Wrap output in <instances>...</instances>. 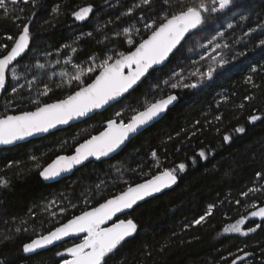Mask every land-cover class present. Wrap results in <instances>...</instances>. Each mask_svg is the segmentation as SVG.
<instances>
[{
    "label": "trees",
    "instance_id": "16d2710c",
    "mask_svg": "<svg viewBox=\"0 0 264 264\" xmlns=\"http://www.w3.org/2000/svg\"><path fill=\"white\" fill-rule=\"evenodd\" d=\"M107 1L37 0L34 5L29 0L9 3L8 11L0 10V45L9 49L12 41L7 37L17 38L22 26L32 21L31 48L17 68L22 75L19 81L10 76L8 80L19 90L12 93L11 87L6 88L0 117L36 109L37 99L43 104L66 98L78 89L75 81L67 83L77 74L75 65L85 70L95 67L94 77L103 59L115 60L119 53L132 51L151 33L145 25L163 23L165 15L170 17L180 7L177 0H152L150 5L142 0ZM193 2L200 0H184L185 4ZM205 2L219 7L211 0ZM89 5L93 7L89 17L76 20L73 12ZM57 7L59 12L54 11ZM204 17V24L187 37L168 63L151 71L119 103L65 129L0 149V179L9 182L0 187V264L63 263L68 259L66 249L82 239L34 255H27L24 245L165 168L177 169V186L120 217L133 219L138 232L110 255L108 264H232L234 260L236 264H264V220L250 215L264 207V45L260 43L264 31L257 28L264 22V0H233L228 9L204 13ZM89 32L91 36L86 35ZM65 44L77 52L64 49ZM217 44L222 47L216 48ZM6 51L0 49V58ZM217 55L220 60L214 62ZM69 57L71 63H65ZM37 63L44 68L35 67ZM209 66L216 68L212 79L200 81L191 75L204 73ZM84 80L91 82L88 75ZM164 80L169 84H163ZM181 80L199 82L198 87L170 88ZM28 81L34 83L29 86ZM46 85L48 94L39 95ZM169 93L178 95L177 104L116 156L90 162L53 183L43 180L40 172L45 166L59 155L72 154L81 142L101 132L109 119L119 120L117 111L128 122L133 110H143L145 100ZM252 115L261 119L252 122ZM239 127L245 132H236ZM225 135L231 140L226 142ZM201 150L206 159L200 157ZM181 163L186 165L182 172L178 170ZM252 188L260 190L250 192ZM209 206H214L212 214L196 225L194 221ZM241 218H247L244 230L256 224L260 227L248 235L221 233Z\"/></svg>",
    "mask_w": 264,
    "mask_h": 264
},
{
    "label": "snow or ice",
    "instance_id": "6c2138e0",
    "mask_svg": "<svg viewBox=\"0 0 264 264\" xmlns=\"http://www.w3.org/2000/svg\"><path fill=\"white\" fill-rule=\"evenodd\" d=\"M20 2L28 3L29 0H0V10L8 11L9 3L17 5ZM32 2L35 5L37 0H32ZM169 2L170 0H165V3ZM177 2L180 5L179 10L171 14L170 17L165 15L163 18L165 22L157 25L156 21H153L152 24L145 25V27L151 29V35L148 39L139 43L135 51H129L127 54L119 53V58H116L114 62H110L113 60L111 56L103 59L98 65L100 69L98 75L91 76V74L96 72L95 67L88 66L85 70L80 65H75L77 74L70 76L67 81L69 85L75 81L78 86L79 90H75L73 94L53 103L41 104L39 99H37L34 101L37 105L34 111H25L19 115H7L0 118V145L14 144L16 141L23 140L34 134L47 133L59 125H67L71 121L89 116L90 113H94L98 109L111 106L112 103H119L120 99L125 97V94H130V90H135L134 86L141 82L142 78H146L150 70L155 72V66L164 64L170 54L178 49V46L181 45V42L185 40V37L193 29H197L204 24V13L220 12L228 9L233 4V0H211L212 5L218 3L219 7H209L205 0L188 4H185L184 0H177ZM142 3L150 5L152 0H142ZM59 10V7L54 9L55 12H59ZM92 12L93 7L89 5L74 11L73 15L76 20L85 21ZM29 24L22 26L17 38L7 37L8 40L12 41L10 49L8 45H0V49L7 50L6 54L0 58V92L6 91V87H11L12 93H16L19 90L16 86L7 82L9 76L11 80L19 81L22 75V73L17 72V68L20 65V59L29 51L32 39ZM228 27L231 28L232 25L229 24ZM257 28L264 31V22L258 24ZM257 28H253L251 31L254 32ZM124 31L128 33L129 29ZM86 35L91 36L92 33L89 32ZM128 43H132V41L129 40ZM260 43L264 45V40H261ZM215 47L220 48L222 45L217 44ZM63 48L69 49L72 53L77 52V48L72 45L65 44ZM201 59H204V57L202 56ZM91 60L95 62L96 57L92 56ZM65 63H71V57ZM223 63H226V61ZM35 67L42 69L44 64L37 63ZM24 68L30 70V66L27 64L24 65ZM215 71V67L209 66L206 72L200 73L197 71L191 73V75L199 76L200 81H203L205 77L212 79ZM60 75L63 77L67 73H60ZM85 75L89 76L91 83L85 82ZM173 75L179 76L180 74L173 73ZM169 79H172V77ZM32 83L34 81H28L29 86ZM162 83L168 85L169 80H164ZM198 83H183L181 80L171 83L170 88H197ZM24 86V84H19V88H24ZM155 87H159V85ZM48 91H50V88L46 85L45 91L39 95L46 96ZM248 99H251V97ZM177 100L178 97L171 93L159 99L145 100L143 110H133L135 114L128 118V122H125L123 114L117 111L115 116L119 120L109 119L104 131L100 132L99 135L92 136L76 147L74 155L57 157L52 164L43 168L40 175L45 180H53L61 176L62 173L71 171L77 165H84L86 161L90 162V158L101 160V158L110 157L112 154L117 153V150H121V146L125 144V141L129 140L130 136L138 133L144 126L160 117ZM260 119L261 117L256 115L250 117L252 122ZM235 131L244 133L245 129L239 127ZM223 139L227 142L231 140V137L225 135ZM151 155L155 158L157 154L152 152ZM199 155L202 158H207L203 150L199 152ZM32 159L35 160L36 157H32ZM185 168L186 165L183 163L178 165V170L181 172ZM176 172L177 169L175 168H165L144 183L136 184L134 187L128 186L126 191L112 199H108L105 203L100 204L99 207L76 216L68 223L56 228L54 231H50L47 235H40L38 238L31 240L30 243L24 245V251L34 252L52 245L64 237L86 233L82 242L66 249L71 259H64L63 264H108L111 259L110 254H114L118 246H121L127 238L134 237L138 232V224L133 219L128 218L120 219L110 227H104L103 225L107 221L112 220L118 213L132 210L138 202L161 193L164 189L176 184L178 179ZM260 175V173H257L258 177ZM8 183L7 180L0 179V187H7ZM259 190L255 188L249 189L250 192ZM242 195L247 197L248 192H244ZM213 207L209 206L206 214L201 215L194 223L200 225L204 222L206 217L212 214ZM252 208L257 209V206L253 204ZM250 215L251 217H259L264 220V207L251 211ZM246 219L241 218L236 223L225 227L223 231L225 233L248 235L249 232H255L260 227L259 224H256L255 227H249L244 230L242 226L245 224ZM17 231H20V229H17ZM59 255H63V253H59ZM239 259L243 260L244 257H239ZM232 264H236V261L234 260Z\"/></svg>",
    "mask_w": 264,
    "mask_h": 264
},
{
    "label": "water",
    "instance_id": "95a60500",
    "mask_svg": "<svg viewBox=\"0 0 264 264\" xmlns=\"http://www.w3.org/2000/svg\"><path fill=\"white\" fill-rule=\"evenodd\" d=\"M113 0H109V1H107L105 4H108V3H110V2H112ZM32 22V21H31ZM31 22H30V24H29V22L27 23V24H29V29H30V27H31ZM165 22V21H164ZM200 27V26H199ZM196 30H198V28L197 29H193L192 30V32H190L186 37H185V40L187 39V37H189L192 33H194ZM151 35V33L144 39V40H146V39H148L149 38V36ZM185 40L184 41H182L181 42V45L185 42ZM143 42V41H142ZM141 43V42H140ZM139 45V44H138ZM138 45L136 46V47H138ZM181 45L180 46H178V49L181 47ZM135 47V48H136ZM30 48H31V42H30V46H29V50H30ZM135 48L132 50V51H135ZM177 49V50H178ZM177 50H174V52L172 53V54H170V56H169V58H168V60L167 61H165V63L164 64H162V65H159V66H155L156 67V69H158V68H161V67H163L164 65H166L167 63H168V61H169V59L172 57V55L177 51ZM29 52V51H28ZM27 52V53H28ZM26 53V54H27ZM25 54V55H26ZM127 54V53H126ZM24 55V56H25ZM2 58V57H1ZM21 60V59H20ZM112 62H114V60L112 61ZM150 72H151V70H150ZM99 74V73H98ZM97 74V75H98ZM149 75V74H148ZM147 75V76H148ZM147 76H146V78H147ZM146 78H142V80H141V82H138V84L136 85V86H134V88H136L138 85H140ZM92 82V81H91ZM91 82H89V83H91ZM8 83V82H7ZM7 88V87H6ZM77 90H79V89H77ZM133 90H130V92H132ZM4 92L5 91H3V92H0V102H1V99H2V97H3V94H4ZM73 94V93H72ZM172 94H175L177 97H178V95L176 94V93H172ZM128 94H125V97L127 96ZM166 97V96H165ZM123 98H121L120 100H122ZM178 100H179V97H178ZM178 100L176 101V102H174V104L173 105H170L169 106V108H168V110L165 112V113H163L160 117H158L157 119H155L153 122H150L148 125H146V126H144V128L142 129V130H140V131H138V133H136V134H133L132 136H130L129 137V140H127V141H125V144L124 145H122L121 146V150H117V153H114V154H112L110 157H105V158H101V160H95V158H90V162H93V161H96V162H98V161H102V160H107V159H110V158H113L114 156H116L119 152H121L125 147H126V145L134 138V137H136L137 135H139L140 133H142L144 130H146L147 128H149L150 126H152L153 124H155L156 122H158L159 120H161L166 114H167V112L172 108V107H174L176 104H177V102H178ZM53 102H56V101H53ZM53 102H50V103H53ZM114 104H116V103H112L111 104V106L112 105H114ZM110 106H105V108H102V109H98V110H96L94 113H90L89 114V116H87V117H83V118H80V119H78V120H74V121H71V122H69V124H67V125H59V126H57V128H55V129H51L49 132H47V133H37V134H34V135H32V136H29V137H26L25 139H23V140H19V141H16L14 144H10V145H0V149H4V148H11V147H14V146H16V145H19V144H22V143H25V142H27V141H30V140H33V139H36V138H40V137H43V136H46V135H48V134H50V133H52V132H55V131H58V130H61V129H65V128H67V127H69V126H72V125H75V124H77V123H80V122H82V121H84V120H86V119H88V118H90V117H92L93 115H95L96 113H100V112H103L104 110H106L107 108H109ZM35 109H33V110H30V111H34ZM25 112V111H24ZM22 112H19V113H12V114H9V115H19V114H21ZM7 116V115H6ZM3 117H5V116H3ZM3 117H0V118H3ZM106 127H107V125H106ZM106 127L102 130V131H104L105 129H106ZM101 131V132H102ZM100 134V132L99 133H97V134H95V135H99ZM95 135H93V136H95ZM92 137V136H91ZM90 137V138H91ZM90 138H88V139H90ZM87 140V139H86ZM85 142V140L83 141V142H81L80 144H82V143H84ZM79 144V145H80ZM78 145V146H79ZM77 146V147H78ZM75 154V151L72 153V154H69V155H67V154H62V155H59V156H70V155H74ZM59 156H57V157H59ZM57 157L53 160V161H51L49 164H52L56 159H57ZM89 161H86L85 162V164L84 165H86V164H88V163H90ZM48 164V165H49ZM47 165V166H48ZM84 165H77L76 167H74L71 171H69V172H65V173H62L61 174V176H59V177H57V178H55V179H53V180H45L43 177V180L46 182V183H53V182H56V181H59V180H61V179H63V178H65V177H68V176H70L73 172H75L76 170H78L80 167H82V166H84ZM47 166H45V167H47ZM44 167V168H45ZM157 174H159V173H157ZM156 174V175H157ZM155 176V175H154ZM152 178V177H151ZM151 178H149V179H151ZM148 180V179H147ZM147 180H144V181H142V182H140V183H144L145 181H147ZM137 184H139V183H137ZM177 184H178V179H177V183L176 184H174V185H172L170 188H167V189H164L163 190V192H161V193H157V194H155L154 196H152V197H148V198H146V200H144V201H140V202H138V204L136 205V206H134V208L135 207H137L140 203H143V202H145V201H147V200H150V199H152V198H154V197H156V196H158V195H160V194H162V193H164V192H166V191H169V190H171V189H173V188H175L176 186H177ZM136 184H134V185H131V186H135ZM127 190V188L124 190V191H126ZM124 191H122V192H124ZM121 192V193H122ZM121 193H119V194H117V195H115V196H118V195H120ZM115 196H112V197H110V198H108V199H112V198H114ZM107 199V200H108ZM107 200H105L104 202H102V203H105ZM101 203V204H102ZM100 206V204L99 205H97V206H95V207H93V208H90V209H87L86 211H91V210H93L94 208H96V207H99ZM134 209H132V210H125L124 212H122V213H118L115 217H113V219L112 220H109V221H107V223L105 224V225H103L104 227H110V226H112V224L114 223V222H118V220H120V219H128V218H120V217H122V216H124L125 214H127V213H130V212H132ZM86 211H84V212H86ZM84 212H82V213H80V214H78V215H76V216H79V215H82ZM76 216H74V217H72L71 219H69L68 221H66V222H64V223H62V224H60V225H58L57 227H55L53 230H51V231H54L56 228H58V227H61L62 225H64V224H66V223H68L70 220H72V219H74ZM49 233V232H48ZM48 233H46V234H44V235H47ZM86 235V233H80V234H74V235H71V236H68V237H64L62 240H60V241H56V242H54L52 245H48V246H46V247H44V248H42V249H38V250H36V251H34V252H25L27 255H34V254H36V253H39V252H41V251H44V250H47V249H50V248H52V247H55V246H57V245H59V244H62V243H64V242H66V241H68V240H71V239H83L84 238V236ZM39 237V236H38ZM38 237H36V238H38ZM36 238H34V239H36ZM31 242V241H30ZM30 242H28V243H30ZM80 242H82V240L80 241ZM79 242V243H80ZM27 244V243H26ZM74 246V245H73ZM118 248H119V246H118ZM117 248V249H118ZM116 251V250H115ZM111 255V254H110ZM68 259H71V257L70 256H68ZM61 264H63V263H61Z\"/></svg>",
    "mask_w": 264,
    "mask_h": 264
},
{
    "label": "rangeland",
    "instance_id": "374dc122",
    "mask_svg": "<svg viewBox=\"0 0 264 264\" xmlns=\"http://www.w3.org/2000/svg\"><path fill=\"white\" fill-rule=\"evenodd\" d=\"M214 62H218L219 60H220V56H215V57H213V59H212ZM256 218H259V217H256ZM237 222V221H236ZM236 222H234V223H236ZM234 223H231V224H234ZM230 225V224H229ZM229 225H227V226H229ZM226 226V227H227ZM242 228L244 229V225L242 226ZM222 234H226L224 231H222L221 232ZM239 234H241V233H239Z\"/></svg>",
    "mask_w": 264,
    "mask_h": 264
}]
</instances>
